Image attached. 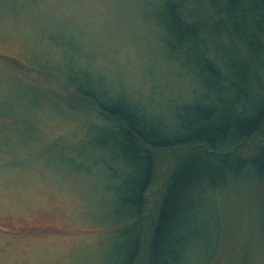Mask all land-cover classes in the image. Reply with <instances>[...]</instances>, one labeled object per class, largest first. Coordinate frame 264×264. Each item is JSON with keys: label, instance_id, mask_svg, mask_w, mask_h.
<instances>
[{"label": "trees", "instance_id": "trees-1", "mask_svg": "<svg viewBox=\"0 0 264 264\" xmlns=\"http://www.w3.org/2000/svg\"><path fill=\"white\" fill-rule=\"evenodd\" d=\"M136 1L160 55L136 92L89 62H74L70 42L56 37L65 65L29 66L48 69L99 117L84 119L89 131L75 141L51 140L42 159L63 173L58 186L73 189V182L82 186L76 175L87 178L88 200L109 228L99 264H214L225 227L222 194L264 188V0ZM23 83L56 110L78 113L73 102ZM20 123L0 115L1 127ZM25 125L32 130L33 123ZM22 133L4 147L34 148L32 132ZM13 155H0V166ZM263 206L257 220L264 235Z\"/></svg>", "mask_w": 264, "mask_h": 264}, {"label": "rangeland", "instance_id": "rangeland-1", "mask_svg": "<svg viewBox=\"0 0 264 264\" xmlns=\"http://www.w3.org/2000/svg\"><path fill=\"white\" fill-rule=\"evenodd\" d=\"M138 15L136 0H0V115L24 123L0 126V155L15 154L0 166V264H99L106 253L109 228L102 222L101 207L88 200L87 178L76 175L82 186L73 182V189L58 186L56 179H65L63 173L46 167L42 159L51 140L66 136L56 140L64 145L87 135L89 122L84 119L98 120V113L48 69L29 66L65 65V45H56V37L70 42L68 55L74 62H89L136 92L153 55L160 56L156 31ZM24 79L73 102L78 113L56 110L47 98L31 93ZM29 122L32 130L25 125ZM22 131L32 132L37 149L4 147ZM6 169L35 170L36 175ZM242 186L222 194L225 227L214 264H264V235L257 220L264 188Z\"/></svg>", "mask_w": 264, "mask_h": 264}]
</instances>
